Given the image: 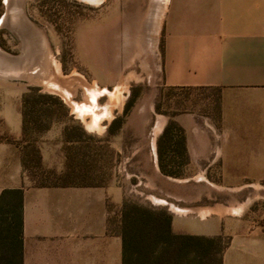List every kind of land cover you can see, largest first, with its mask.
<instances>
[{
  "label": "crops",
  "instance_id": "1",
  "mask_svg": "<svg viewBox=\"0 0 264 264\" xmlns=\"http://www.w3.org/2000/svg\"><path fill=\"white\" fill-rule=\"evenodd\" d=\"M118 3L121 20L129 13L128 18L141 23L137 26L143 35L157 37L153 54L157 84L217 93L215 99L208 98L209 109H215L208 117L193 111L173 118L185 131L189 163L201 174L194 178H206L208 168L220 164L225 180H264V0ZM103 95H92L96 106L77 108L83 117L90 115L89 129L101 131L102 122L112 118L97 114ZM82 109L86 113H79ZM17 110L20 125L15 128L0 110V196L4 190H22L23 264H124V237L131 233L136 207L166 209L176 234L227 237L223 264H264V223L243 218V208L218 215L213 208L194 204H124L136 195L149 199L150 193L137 191L131 181L151 180L153 168L160 175L156 140L110 142L123 174L114 172L108 182L102 172L105 141L97 140L95 176H78L66 186H35L18 149L6 140L22 137V110ZM148 115L155 116L154 126L162 133L168 118L158 117L153 105ZM37 146L49 168L58 165L54 157H66L50 142Z\"/></svg>",
  "mask_w": 264,
  "mask_h": 264
},
{
  "label": "rangeland",
  "instance_id": "2",
  "mask_svg": "<svg viewBox=\"0 0 264 264\" xmlns=\"http://www.w3.org/2000/svg\"><path fill=\"white\" fill-rule=\"evenodd\" d=\"M121 7L126 10L128 5ZM5 9L4 0H0V18ZM24 12L26 19L41 32L48 45V52H45L42 60L50 62L51 66L49 74L44 77L52 79L66 92L46 86L36 75L31 76L32 78L29 75L21 78L0 76V110L5 114L8 124L15 128L20 125V112L17 109L22 108V96L30 89H38L39 93L60 99L69 110L65 123L71 127L73 135L79 134L80 129V132L82 130L93 141H105L102 169L105 182L112 178L114 172L123 174L121 169L119 171L120 156H116L110 148V142L156 140L159 167L158 139L162 133H157L158 129L154 126L155 116L148 115L152 105L155 114L160 118H168V122L175 116L193 111L203 113L206 117L210 111L215 113V109H209L208 105L210 96L216 98L215 90L167 88L157 84L153 57L157 49V37L143 35L142 29L137 26L138 21L128 18L129 13L125 12L121 20L118 0H104L99 4L87 0H24ZM139 24L141 26L138 22ZM0 47L10 54L18 55L22 40L7 27H2ZM122 82L127 84V89L122 94L124 98L121 108L113 111L110 121L102 122L101 131L89 129L87 123L90 115L83 117L77 111L80 108L78 106L83 104L96 106L90 101L92 95L88 91L106 88L105 91L113 92ZM94 101L96 102L95 99ZM98 102V106H105L109 103V96H101ZM127 103L133 105L129 114L124 117ZM82 112L86 113V110L79 111ZM132 113L133 118L128 121ZM146 119L151 120L144 126ZM122 121L121 128L112 133L110 129L116 130V126ZM65 123L53 122L49 129L37 133V143L50 142L66 155L69 147L96 146L95 142L88 139L81 144H67L63 135ZM43 124H47V120ZM84 147L79 153L81 157L84 156L83 153L86 156L82 169L88 170L92 177L96 175L98 165L94 154L87 156L89 150ZM54 160L58 163L54 169L57 172L65 170L70 163L65 155L54 157ZM180 172V176H168L160 170V175L157 176L153 168L151 180L133 179L131 184L137 191H146L150 195L149 199L136 195L130 201L138 204L163 201L168 205L181 207L194 204L213 208L218 215L243 208V218L264 223V180H225L223 166L220 164L208 168L206 178H194L201 174L190 165L189 160L180 167ZM223 237L226 242L227 237Z\"/></svg>",
  "mask_w": 264,
  "mask_h": 264
},
{
  "label": "trees",
  "instance_id": "3",
  "mask_svg": "<svg viewBox=\"0 0 264 264\" xmlns=\"http://www.w3.org/2000/svg\"><path fill=\"white\" fill-rule=\"evenodd\" d=\"M133 103H127L124 117L129 114ZM22 137L6 140L18 149L22 166L37 187L66 186L74 183L76 177L89 175L82 169L85 162L79 154L83 147H69L66 157L70 160L61 172L49 169L43 162L37 146L36 134L49 129L53 122L65 123L69 116L66 105L58 98L30 89L22 96ZM47 120V124L43 121ZM119 123L116 133L122 126ZM78 130V129H77ZM73 135L71 127L65 123L63 135L67 144H81L84 140L93 141L79 129ZM82 134V135H81ZM85 139H84V137ZM88 148L94 154L96 147ZM159 167L164 175L180 176V167L188 163L184 129L170 120L158 139ZM125 205H138L126 201ZM131 214L130 234L124 237V264H223V254L228 246L222 235L215 237L176 234L172 229V215L164 209L136 207ZM0 264H23V193L19 189L4 190L0 196Z\"/></svg>",
  "mask_w": 264,
  "mask_h": 264
},
{
  "label": "water",
  "instance_id": "4",
  "mask_svg": "<svg viewBox=\"0 0 264 264\" xmlns=\"http://www.w3.org/2000/svg\"><path fill=\"white\" fill-rule=\"evenodd\" d=\"M4 4L6 9L0 20L21 38L22 48L18 55H13L0 47V76L21 78L38 68L48 45L41 32L26 19L24 0H4Z\"/></svg>",
  "mask_w": 264,
  "mask_h": 264
},
{
  "label": "bare ground",
  "instance_id": "5",
  "mask_svg": "<svg viewBox=\"0 0 264 264\" xmlns=\"http://www.w3.org/2000/svg\"><path fill=\"white\" fill-rule=\"evenodd\" d=\"M1 21L2 20H0V24H1L0 26H1V28L2 27H7V24L6 23H3ZM30 74H28V75H30ZM44 84H46V86H49V83H46L45 82ZM126 89H127V84H124L123 83V84L119 85L113 92H109V91H105V90H99V89L97 90V88H93V90L88 91V92L91 93V95H94L95 94V96H96V93H98V94L105 93V94H108V96H109V103L106 104L105 106H100V108L97 109L98 110V113L97 114L99 116H104L107 119L111 118V116H112L111 115L112 109H114V108L120 109L121 108V106L123 104V98H124L122 96V94L125 92Z\"/></svg>",
  "mask_w": 264,
  "mask_h": 264
},
{
  "label": "flooded vegetation",
  "instance_id": "6",
  "mask_svg": "<svg viewBox=\"0 0 264 264\" xmlns=\"http://www.w3.org/2000/svg\"><path fill=\"white\" fill-rule=\"evenodd\" d=\"M87 1H90L92 3H95V4H99L101 3L103 0H87ZM27 2V1H26ZM3 16V15H2ZM2 18V17H1ZM1 25V24H0ZM1 28V26H0ZM48 52V51H47ZM43 62V63H42ZM42 65L37 68V70H34L30 75L29 77L32 78L34 75H36V78L41 80L43 83H49V86L48 87H52L54 89H60V90H63L65 91L64 88H62V86H60L59 84L53 82L52 79H46V77H44V75H48L49 72H50V62L49 63H45V59L44 61L42 60ZM45 63V64H44ZM39 69V70H38ZM35 72V73H34ZM32 76V77H31ZM44 77V78H43ZM66 92V91H65Z\"/></svg>",
  "mask_w": 264,
  "mask_h": 264
}]
</instances>
